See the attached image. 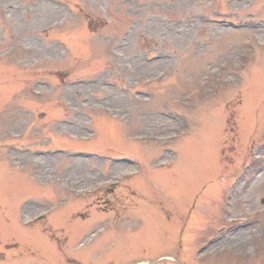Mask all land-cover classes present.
Masks as SVG:
<instances>
[{"label": "rangeland", "instance_id": "1", "mask_svg": "<svg viewBox=\"0 0 264 264\" xmlns=\"http://www.w3.org/2000/svg\"><path fill=\"white\" fill-rule=\"evenodd\" d=\"M35 1L0 0V264H264V0Z\"/></svg>", "mask_w": 264, "mask_h": 264}]
</instances>
